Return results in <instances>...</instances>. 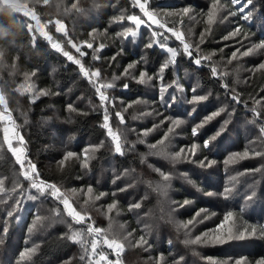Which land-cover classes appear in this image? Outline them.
<instances>
[{"label":"trees","instance_id":"1","mask_svg":"<svg viewBox=\"0 0 264 264\" xmlns=\"http://www.w3.org/2000/svg\"><path fill=\"white\" fill-rule=\"evenodd\" d=\"M22 2L47 25L52 38L63 45V51L80 59L89 72H101L99 78H92L97 83H90L89 78L80 72V66L53 50L33 30L29 32L25 16L0 2V48L5 52L0 66V90L5 95L12 122L26 141L27 157L37 165L39 178L57 186H91L96 194L104 191L105 202H116L117 210L134 235L140 237L145 227L151 226L148 245L152 246L155 256L161 254L168 264H235L240 258L245 259L244 264H257L264 259V238L259 236V230L264 228V134L260 131L264 125V109L260 106L264 104V69H259L264 63V48L258 47L264 43V0H252L244 12L239 11L240 4L233 5L231 0H148L149 10L157 14L165 28H173L185 35L186 41L192 45L193 57L201 58L200 66L184 54L182 44L165 28L145 23L137 29L131 24L128 15H137L144 20L143 12L133 5V0H49L48 5H44L43 0ZM73 3L80 11L72 8ZM212 4L223 9L215 11L213 22L208 23ZM183 7H189L191 22L187 15L179 17L177 14ZM249 9L253 15L245 20L243 17ZM221 11L229 16L228 23L216 19ZM233 12L236 14L232 15ZM56 20L64 23L67 36L57 33ZM117 20L119 22H115ZM229 23L231 25L227 27ZM237 27L241 29L237 42L230 37L224 39ZM125 28L135 30L137 36H117ZM187 29H192L194 39L188 36ZM153 31L160 35L153 37ZM69 39L78 45L90 42L93 48L82 47L86 55L81 57L68 45ZM153 40L156 43L147 48L146 45ZM161 44L177 49L175 63L169 65L162 81L157 77L138 83L141 71L156 77L168 58L169 54L160 47ZM256 48L260 51L253 54ZM249 49H252L249 55H242ZM233 52L237 53L235 58ZM130 64L137 67L135 72L130 71ZM127 68L128 74L124 75ZM213 68L216 69L215 76ZM32 72L35 75H30L26 81L25 73ZM109 82L114 87L102 89L108 96V100L102 103L95 89L100 83ZM125 84L127 89L123 87ZM161 84L171 85L164 93L165 100L170 103L168 107L160 100ZM42 91L48 94L41 95ZM194 95H205L207 99L192 102ZM233 95H238L241 102L232 100ZM172 96L176 97L174 103L171 102ZM69 104L73 111H69ZM3 108L0 105V112ZM221 108L225 111L204 123L206 117ZM106 109L113 131L122 133L125 130L126 147L132 150L124 155L115 152L107 130L101 126ZM117 111L123 114L124 124L118 123ZM165 117L181 118L187 124L181 133H176V137L165 139V133L169 131V123H162ZM225 120L229 121L227 131L213 142L211 151L203 149V141L220 130ZM200 123L204 126L193 137L192 128ZM1 125L0 121V181H3L5 192L0 193V264H89L87 256L81 259L84 248L80 244L61 238V234H70L68 224L56 222L59 220L56 213L63 212L62 205L51 196L28 199L37 193L21 176L20 165L6 148ZM145 131L147 135H143ZM162 139L166 151L170 143L174 144L173 152L197 144L195 160L207 156L213 161L211 167H201L199 163L187 160L184 163L173 161L171 155L168 156L169 163L161 165L162 160L152 154L156 150L149 146ZM141 140L144 142L140 143ZM88 144L95 145V151H90L92 158L88 160V166L83 167ZM245 150H249V157L236 161L230 159L234 153ZM68 151L74 156L64 161L63 156ZM256 152L260 155H255ZM149 163L157 171H153ZM178 167L187 170L189 179L178 172L182 170ZM254 169L261 171H250ZM161 171L171 178H178L171 197L177 201L178 218L183 222L193 219L204 207L210 221L203 229L209 225L211 233L215 230L216 234L222 235L227 229L216 230L231 211L234 213L231 220L235 222L232 223L234 227L241 226L240 229L248 231L255 228L257 234L246 233L251 239L243 241L236 238L224 243L186 245L181 233L171 227L163 209L166 205H160V194L152 187V183L161 179ZM225 185H231L233 189L228 198L217 194ZM253 190L255 199L247 201ZM16 200H21L22 205L9 218L7 212L16 209ZM185 201L191 206L185 205ZM137 202L141 203V208L130 210V205ZM39 207V215L43 217L34 227L31 226L33 230L29 232V224L36 218ZM87 211L92 217L88 223L104 228L105 223L94 216L93 207ZM64 219L71 223L66 215ZM72 227L86 229V225ZM4 228H7L6 234ZM90 241L91 237H88L89 252ZM238 241L242 243H236ZM30 248L36 251L27 252ZM101 250L109 253L103 245L98 249ZM25 251L21 257L20 253ZM140 255L143 254L139 249L135 253H122L121 261L142 264L136 259Z\"/></svg>","mask_w":264,"mask_h":264},{"label":"snow or ice","instance_id":"2","mask_svg":"<svg viewBox=\"0 0 264 264\" xmlns=\"http://www.w3.org/2000/svg\"><path fill=\"white\" fill-rule=\"evenodd\" d=\"M231 3L233 5L240 4L241 7H240L239 11L244 12L245 9L248 8V5L252 3V0H247L246 3L244 2V0H231ZM43 4L48 5L49 0H43ZM133 5L136 7H139L141 12H143V15L146 16L148 18V20L151 21L152 24H156L158 27L165 28V25L163 23H161L159 21V19L157 18V14L154 13L153 11L149 10L148 0H133ZM14 7L16 9L15 10L16 12L24 10L23 14L25 16H30V18L32 20H36L37 24L39 25V19H38L37 15L35 14L34 11L30 12V11L26 10V5L20 4V3H15ZM57 7H59V5H57ZM216 7H217V5L214 4L213 8L215 9ZM72 8L76 9L77 11H80L78 5L75 3L72 4ZM65 11H68V9H65ZM181 11L184 15H188L190 12V9H189V7H183ZM177 14L179 15L180 13H177ZM231 14L235 15L236 13L233 12ZM252 15H253V13H252L251 9H249L247 14L243 17V19L248 20V19H250V17ZM214 17H215V13L213 10L210 9L209 13H208V23H212L214 20ZM120 19H123V17H121ZM127 20L131 24L135 25L137 29L140 28L141 24L145 23V21L142 20L137 15H128ZM115 22H119V20H117ZM50 23H52V21H50ZM54 23L56 25V31L61 32L65 36H67V32L65 30L64 23L61 22L60 20H56V21H54ZM148 26L151 27L150 24ZM0 27H2V26H0ZM27 27H28L29 32H31L33 26L31 24H28ZM46 27H47L46 24L39 26L40 34L46 40L49 41V43L51 44V47L53 49H55L58 52L62 51L61 45L59 43L53 42L52 36L49 35L48 32L44 31V29ZM165 31L170 32L173 36H175V38L182 44L184 54H186L190 59H192V61L195 65H197V66L201 65V58H194L193 57V53L191 51L192 45L186 41L185 35L182 32L176 31L173 28H165ZM240 31H241V29L239 27H237L233 32L229 33V36H225L224 39H228L229 37H235L238 33H240ZM152 35H153V37H155V36L160 35V34L153 31ZM117 36H122L124 38L131 36V37L135 38L137 36V32L135 30H133L132 28H125L122 32H118ZM203 37H204V34L201 33V39H203ZM35 39H36V37L33 36V41H35ZM165 39H167V38H165ZM68 43L71 45L72 48L75 49V51L77 53H79V55L81 57L86 55V53L81 50L82 47H87L90 49L93 48V44L90 42H84L83 45H78L76 43H73L72 40L69 39ZM155 43H156V41L153 40L152 42L148 43L146 45V47L151 48V47H153V45ZM101 47H103V45H101ZM160 47L169 54L168 58L160 66L159 71L156 74V77L148 75V73L146 71H141L139 73V78L137 80L138 83H146L147 81H151L157 77L162 81L163 80V74L169 68V65L175 63V60L177 58V49L167 47L164 44H161ZM196 47L198 49L199 46L197 45ZM258 47L264 48V43L258 45ZM94 51L99 52L100 49H94ZM237 51H239V49ZM251 52H252V49H249L248 51L242 53V55H249ZM4 55H5L4 50L2 48H0V66L3 65ZM63 55L65 57H67V59L69 61H72L76 65L80 66V72L83 73V75L85 77L89 78L90 83H93V84L97 83V81L93 80L92 78H99L101 76L100 70H94V71L89 72L82 65L81 60L74 58V56L70 55L68 51H63ZM236 55H237V53L233 52V54H232L233 58H235ZM94 59H99V57H94ZM113 59H115V57H113ZM203 59H208V57H204ZM132 67H133V65L130 64L129 68H132ZM13 68H15V65H13ZM259 69H264V63H261L259 65ZM212 73L215 76V74H216L215 68L212 69ZM127 74H128V69L125 70L124 75H127ZM30 75L34 76L35 72H32L31 74L25 73L26 81L29 79ZM170 86L171 85L166 86L164 84H161V87H160V91H161L160 100H161V103H163L166 107L170 106V103H169V101L165 100L164 93L167 91V88ZM113 87H114V85L110 82L109 83H100L99 87H96L95 90L97 93H99V99L101 100L102 103L108 100V96L105 94L104 91H102V89H110ZM123 87L125 89H127L128 85L125 84ZM176 87L179 88L178 85ZM17 90H19V89H17ZM25 90H27V89H25ZM193 91H195V90H193ZM40 94L44 95V94H48V93L42 91ZM205 99H207V97L205 95H194L192 97V102H200V101H204ZM231 99L236 101L237 103L241 102L238 95H233L231 97ZM175 100H176V97L172 96L171 102L174 103ZM137 103H139V101H137ZM0 105L4 106L3 113H0V120H2L4 118V114L9 113V109L7 107V101H6L5 95L3 94L2 91H0ZM129 107H131V105H129ZM68 108H69V111L74 110L73 106L71 104H69ZM224 111H225V109L221 108L220 111L214 112L212 115L206 117V120L204 123H206L207 121H211L215 116L220 115V113L224 112ZM253 111H255V109H253ZM115 115L120 120L121 124L125 123L124 116L120 111H117L115 113ZM257 115H259V114H257ZM9 116H10V114H9ZM109 119L110 118H109V115H108V112L106 109L104 117H103L104 122L101 126L107 130V135L111 138V140L113 142L115 152L117 154L124 155L126 153V151H131L132 148L126 147L127 137L124 136L123 133L113 131L111 124L109 122ZM182 122L183 121L180 119L172 120V124L174 126H179ZM204 123H200L197 126L192 128L193 137L198 135L199 129L204 126ZM228 123H229V121L225 120L224 123L221 125L220 130H218L209 139H205L203 141L202 148L211 151V149L213 147V142L216 141L222 134H224L227 131ZM173 130H174V128H169V133H171ZM260 131L262 134H264V125L261 126ZM4 132H5V143L8 146V151L13 154V156L15 157L16 163H18L20 165L21 174L23 175L24 179L30 181V188L34 189L37 193V195H30L28 197V199L39 200L41 197H44L45 199H47L48 196H51L58 204L63 205V212L62 213L61 212L56 213V216L59 217V220L56 222L68 224L70 234H61V238L62 239H70L72 242L80 244L82 246V248H84V254L81 256V259H84L85 256H87L89 264H101V262H103V264H121L120 257H121V253L124 252L125 245L119 239L118 235L111 231V227H112L111 224L109 225L108 229H102L100 227H95L93 225V223H88V221H90L92 219V217L88 215V211H87V206L89 205L90 200H85V207L82 208L81 210H77V208L74 207L73 203L70 201V198L61 190L60 187H58L54 183H49V182H46V181L39 178L40 174L38 172L37 165L35 163H33L31 161V159H29L27 157L26 149L24 147L26 141L22 135L18 134L16 126L13 124L11 132H12L13 136L18 137L19 146L13 147L12 140L8 136V132H9L8 128H5ZM143 135H147V131H145L143 133ZM165 139H168V133L165 134ZM143 142H144L143 140L140 141V143H143ZM164 145H165V140L162 139V140L158 141V143L151 144L149 147H150V149L156 150L152 154L162 155V156L168 157L170 154L165 150L166 146H164ZM161 146H164V147H161ZM197 147H198V145L195 143L191 145V149L189 150V154L191 156H196ZM92 151H95V149H92ZM184 152H185V149H181L179 152L171 154V159L173 161H177V160L185 158L182 155ZM254 154L260 155V153H258V152L254 153ZM73 156H74V153L72 151H68L66 153V155L63 157V160L67 161L69 158H71ZM247 157H249V150H245L243 153H234L230 159L232 161H236V160L247 158ZM91 158L92 157L89 154V150H85V158H84V162H83L82 166L87 167L88 166L87 162ZM191 162L199 163L201 167H211V165L213 163V161L209 160V158L207 156H205L204 159H202V160H192ZM250 171H261V169H254V170H250ZM241 174H243V173H241ZM160 175L162 178V183H157L155 185L154 190L163 194V195H166L167 189L169 187L168 182L170 181V176L165 174L163 171L160 172ZM233 181H235V177H233ZM125 190L126 189H121V191H125ZM232 191H233V189H232L231 185H225V187L223 188V191L221 193H217V194L223 196L224 198H228V196L232 193ZM4 192H5V189L3 186V181H0V193H4ZM73 193H75V190H73ZM87 193H88L89 197L91 198V194L93 193V188L91 186H89L87 188ZM209 194H213V193H209ZM103 195H105V194L100 193L99 195H96L95 200H99ZM255 196H256V193L253 190L252 195H249L247 197V201H252L253 199H255ZM247 201H246V203H247ZM187 203H188V201H185V205ZM21 205H22V201L16 200V206H17L16 209L8 211L7 216L9 218L13 217L14 212L17 209H19ZM178 207H184V205H178ZM114 208H116V202L115 201L112 204L108 205V212H111ZM139 208H141L140 202H137V203L130 205V210L139 209ZM241 211H243V209H241ZM65 215L69 218L71 223H69L68 220L64 219ZM199 215L200 214L197 213V216H199ZM233 216H234V213L229 211L224 216V220L221 223V225L218 227L223 228L224 222H228V221L232 220ZM41 219L42 218L39 215L36 216L37 221H40ZM48 219H52V217H48ZM195 222H197V221L195 220V218H193L192 220H189L187 223L180 225V227H182L184 229H189V226L190 225L194 226ZM6 223H7V221H6ZM73 225H86V229H83V228L82 229H76V228L72 227ZM33 227H34V225H33ZM33 227L29 228V232H31L33 230ZM3 231L6 234L7 228H4ZM150 232H151V226L150 225L146 226L144 234L141 235L139 240L136 241L137 246L148 245L147 235ZM256 234H257L256 229L253 228L251 230L250 235H256ZM129 235H131V233H129ZM186 235H187V233H186ZM259 236H260V238H264V228H261L259 230ZM88 237H91L90 252H89L88 247H87ZM236 238H239V239L245 238V232H242L239 229H236L234 231L233 227H229L227 229V232L225 234H222V235L216 234L215 230H213V235H212L211 239L209 238V233H204L202 236H196L194 239H192V238L185 239L184 243L186 245H199V244H204V243H224L227 240L236 239ZM101 240L103 242V245L111 250V255L115 256L114 260L109 258V256H110L109 253H105L102 250L98 251V249L101 246ZM26 251L27 252H35L36 249L30 248V249H27ZM24 255H25V252L20 253L21 257H23ZM94 258H96V259H94ZM174 264H178V262H174ZM213 264H215V262H213ZM225 264H226V262H225ZM235 264H244V260L238 259L235 261ZM257 264H264V259L257 261Z\"/></svg>","mask_w":264,"mask_h":264},{"label":"rangeland","instance_id":"3","mask_svg":"<svg viewBox=\"0 0 264 264\" xmlns=\"http://www.w3.org/2000/svg\"><path fill=\"white\" fill-rule=\"evenodd\" d=\"M0 2L3 4V5H7L8 7H10L13 11H15L16 9H15V7H14V5H15V3H20V4H24V5H26V10H28V11H32V10H30L28 7H27V4L26 3H24V2H22V0H0ZM213 5L214 4H212L211 5V7H212V9H213V11L215 12V11H218V10H222L223 8L221 7V6H218L217 5V7L214 9L213 8ZM216 5V4H215ZM180 10V14H179V17H183V16H181V15H184L183 13H182V9H179ZM179 10H177V11H179ZM16 12V11H15ZM23 12H24V10H21V11H19V12H17V13H20V14H22L23 16H25L24 14H23ZM26 18H27V20H28V24H31L32 26H33V28H32V30L34 31V32H36L37 33V35H39V36H41L44 40H46L41 34H40V31H39V26L40 25H45L44 23H42L41 21H40V19H39V17H38V19H39V25L37 24V21L36 20H32L31 18H30V16H25ZM177 17H178V15H177ZM178 17V18H179ZM187 17H188V19H189V21L191 22L192 21V18L190 17V13L187 15ZM144 21H145V23H151V21H149L148 20V18L146 17V16H144ZM181 19V18H180ZM216 19H218V21H220V20H222V19H224L225 20V23H228V19H229V16L225 13V12H223V11H221V12H219L218 14H217V18ZM145 23H143V24H145ZM152 24V23H151ZM152 25H156V24H152ZM231 24L229 23V24H227L226 26L227 27H229ZM54 27H55V29H56V25H54ZM44 31H46V32H48V34H49V31H48V29L47 28H45L44 29ZM233 32V31H232ZM58 33V32H57ZM187 33H188V36L189 37H192V34H193V32H192V29H187ZM231 33V32H230ZM50 35V34H49ZM52 36V35H51ZM240 33H238L235 37H230V39L231 40H233V41H236L237 42V38H240ZM193 39H194V37H192ZM52 40H53V42H56V43H59L60 45H61V48H62V51H60L59 53H62L63 54V49H64V47H63V45L60 43V42H57L56 40H54L53 38H52ZM48 43H49V41L48 40H46ZM244 41V40H243ZM239 43H241V42H239ZM50 44V43H49ZM242 45H244L243 43H241ZM68 45L71 47V45L68 43ZM50 47H51V44H50ZM52 48V47H51ZM53 49V48H52ZM53 50H55V49H53ZM56 51V50H55ZM257 51H260V49L259 48H256V49H254V52H253V54H256V52ZM58 52V51H57ZM70 54V53H69ZM71 55V54H70ZM66 59H67V57H66ZM128 69V68H127ZM130 69V71H136L137 70V67L135 66V64L133 65V67L132 68H129ZM15 72H17L16 70H15ZM1 91V90H0ZM99 95V94H98ZM261 106V108L262 109H264V104H262V105H260ZM3 111H4V108H3V110H2V112H0V113H3ZM174 119H180V120H182L181 118H175V117H173V118H171V117H165L163 120H162V123H165L166 121L169 123V128H174V130L171 132V133H169V131L168 132H166V133H168V137H176L175 135H176V133H181L182 131H183V129L185 128V126H186V122L184 121V120H182L183 122L179 125V126H174L173 124H172V120H174ZM1 122H2V125H1V129H2V136H3V139H4V144H5V146H6V148L8 147L7 146V144L5 143V132H4V129L5 128H8L9 129V132H8V136H9V138L12 140V144H13V147H17V146H19V144H18V137L17 136H13L12 135V132H11V129H12V126H13V124H14V122H12V119H11V117L9 116V113H6V114H4V118L2 119V120H0ZM118 123H120V122H118ZM117 123V124H118ZM121 124V123H120ZM15 125V124H14ZM127 132H128V130H126ZM17 132H18V130H17ZM124 132H125V130H122V133L124 134ZM165 133V134H166ZM18 134L20 135V133L18 132ZM173 145L174 144H171L170 143V147H168L167 148V152L171 155V154H174V153H176V152H179L181 149H185V152L182 154L185 158H183V159H180V160H178L180 163H184V162H186V160L187 161H192V160H195V159H197V157L196 156H191L190 154H189V150L191 149V146H186V147H181V148H179L176 152H173L172 151V148H173ZM95 148V145H92V144H88V145H86V150H89V153H90V151L92 150V149H94ZM64 152V151H63ZM84 155H85V153H84ZM92 156V155H91ZM64 157V156H63ZM157 157H158V159L159 160H162V163H161V165H166V164H168L169 163V161H168V157H165V156H162V155H157ZM15 158V157H14ZM87 163H89V161L87 162ZM193 163V162H192ZM194 164H196V163H194ZM149 165H150V167L153 169V171H157L156 170V168L153 166V165H151L150 163H149ZM178 168H182V170H180V171H178L179 173H181V174H185V176L187 177V175H188V173H186L187 172V170L185 169H183L184 167H178ZM20 169H21V167H20ZM166 174V173H165ZM168 175V174H167ZM19 176V175H18ZM21 176H23L22 174H21ZM20 178V177H19ZM188 178V177H187ZM189 179V178H188ZM178 180V178H171L170 177V181L168 182L169 183V187H168V189H167V194L166 195H163V194H161V193H159V192H157V193H159L160 194V199H159V202H160V205L162 206V207H164V205H166V208H163L162 210L164 211V213H165V215H166V218H167V220L169 221V223H170V225H171V227H173V229L175 230V231H178V232H180L181 233V239L183 240V242L185 241V239H189V238H192V239H194L196 236H202L204 233H209V238L211 239V237H212V235H213V233H211V231H212V229L209 227V225H207L206 227H205V229H203V227L206 225V222L207 221H210V216H207L206 215V213L208 212V210H207V208H202V209H200L199 210V216H197V214L195 215V220L197 221V222H195L194 223V226H192V225H190L189 226V229H184V228H182V227H180V225H182V224H185V223H187V222H183L180 218H178V214H177V201L176 200H174V198L173 197H171V195H172V187H173V185H174V183L176 182ZM28 182H29V184H30V181L28 180ZM157 183H162V178L159 180V181H157V182H154V184L152 183V187L153 188H155V185L157 184ZM58 187H60L61 188V190L70 198V201L73 203V206H75L76 208H77V210H81L82 208H84L85 207V200H90V203H89V205L87 206V210L88 209H90L91 207H93V210L95 211L94 212V214H92V215H94V216H96V218L97 217H100V219H98V221H100V220H102V224L103 223H105V226H104V228H102V229H108L109 228V225L111 224V231L113 232V233H115V234H117L118 235V237H119V239L124 243V245H125V249H124V252L123 253H128L129 251H133L134 253L136 252V250H140L141 252H142V254L143 255H140V256H138V257H136V259L138 260V261H140L142 264H168V263H166V262H164L165 261V258H164V256H162L161 254H157V256H155L154 254H153V249H152V246L150 245H144V246H137V244H136V241L137 240H139V238L140 237H138V235H134V232L130 229V226H129V224L127 223V221H125L124 219H123V217H122V214H121V212H119L118 210H117V208H114L111 212H108V205L109 204H111V203H108L107 204V202H105L106 201V199H107V197H106V194L104 193V191H100L101 193H104L105 195H103L99 200H95V196L96 195H99V194H96L94 191H93V193L91 194V198L89 197V195H88V193H87V188L89 187H87V186H85V187H77V186H65V185H61V186H58ZM73 190H75V193H73ZM24 203V202H23ZM62 205V204H61ZM186 205H188V206H191V203H189V204H186ZM24 206L26 207V209H27V206H26V204L24 203ZM62 207H63V205H62ZM155 209V208H154ZM40 207L39 208H37V211H36V215H35V217L37 216V215H39V213H40ZM153 214H154V212H153ZM26 215H27V213L26 214H24L23 215V217H22V219L20 220V225H22L23 224V220H24V218L26 217ZM41 218L43 217V215L41 216V215H39ZM192 220V219H191ZM36 218H33L32 220H31V222H30V224H29V227H31V226H35L36 224ZM232 223H235L234 221L232 222L231 220L230 221H228V222H224V226H223V228H220V227H218V229L216 230L217 232H218V230L219 229H228L229 227H233V230L235 231L236 229H239L240 231H242V232H245V238H243V239H239V238H237V239H239L240 241H243L244 239L245 240H249V239H251L250 237V235H248V234H246V233H251V231H248V229H246V228H242V229H240L241 228V226H240V228H239V226H237V228L236 227H234V225L232 224ZM202 224V226H201V229L199 230L198 229V227H200V225ZM221 225V224H220ZM123 226V227H122ZM129 233H131V235H129ZM186 233H187V235H186ZM103 235V234H102ZM126 238V239H125ZM236 240V239H235ZM236 243H238V244H241L242 242H236ZM101 245H103V242H102V240H101ZM104 246V245H103ZM101 247V246H100ZM104 247H106V246H104ZM107 248V247H106ZM108 249V248H107ZM242 249V248H241ZM109 250V254H110V256H109V258L110 259H115V256L114 255H111V250L110 249H108ZM127 251V252H126ZM25 253H26V251H25ZM121 255H122V253H121ZM96 259V258H95ZM120 259H121V257H120ZM240 259H243L244 261H245V259L244 258H240ZM101 264H103V262H101ZM121 264H124V261H123V263H122V261H121ZM131 264V263H130Z\"/></svg>","mask_w":264,"mask_h":264}]
</instances>
